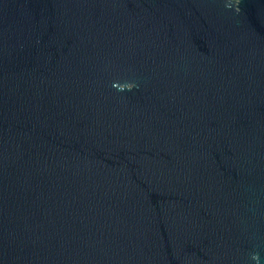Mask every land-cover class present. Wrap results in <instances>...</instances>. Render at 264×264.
<instances>
[{"label":"water","instance_id":"water-1","mask_svg":"<svg viewBox=\"0 0 264 264\" xmlns=\"http://www.w3.org/2000/svg\"><path fill=\"white\" fill-rule=\"evenodd\" d=\"M0 264H264V0H0Z\"/></svg>","mask_w":264,"mask_h":264}]
</instances>
